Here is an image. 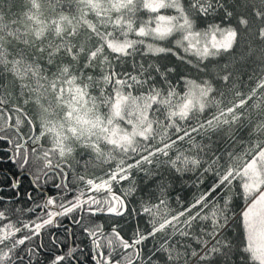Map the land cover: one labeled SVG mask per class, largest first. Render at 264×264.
Here are the masks:
<instances>
[{"label":"snow or ice","instance_id":"6c2138e0","mask_svg":"<svg viewBox=\"0 0 264 264\" xmlns=\"http://www.w3.org/2000/svg\"><path fill=\"white\" fill-rule=\"evenodd\" d=\"M0 145V264H264V0H0Z\"/></svg>","mask_w":264,"mask_h":264},{"label":"trees","instance_id":"16d2710c","mask_svg":"<svg viewBox=\"0 0 264 264\" xmlns=\"http://www.w3.org/2000/svg\"><path fill=\"white\" fill-rule=\"evenodd\" d=\"M0 147H3V145H0ZM3 154L0 153V181H3L5 179L4 172L8 171L11 173L14 166L11 165L8 161L2 159ZM19 175V174H18ZM133 175H136V173H133ZM19 178L21 179L22 183L20 185L21 193L23 194L24 190L29 186V178L23 175H19ZM185 180H187V177H185ZM196 188L191 187L187 183H184L181 185V182L179 180L176 181L174 185H170V192L169 195L172 197L173 201L175 200V197L177 195L181 196V199H187L190 198L193 193L196 192ZM4 195L3 193H0V196ZM174 207L177 205L173 204Z\"/></svg>","mask_w":264,"mask_h":264}]
</instances>
